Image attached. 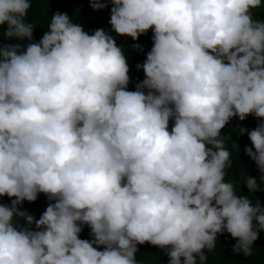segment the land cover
<instances>
[{"label": "clouds", "instance_id": "1", "mask_svg": "<svg viewBox=\"0 0 264 264\" xmlns=\"http://www.w3.org/2000/svg\"><path fill=\"white\" fill-rule=\"evenodd\" d=\"M111 4L116 34L154 33L135 91L125 49L104 29L89 35L55 12L21 51L33 39L32 0H0L3 35L17 41L0 47V196L11 199L0 205V264H143L145 243L167 264H208L204 250L225 231L237 238L233 253L252 257L264 204L226 181L232 140L222 129L264 118V19L252 14L264 0ZM238 132L260 173L242 180L254 195L264 119ZM40 193L54 202L35 219L18 205ZM84 225L93 239L79 238Z\"/></svg>", "mask_w": 264, "mask_h": 264}, {"label": "trees", "instance_id": "2", "mask_svg": "<svg viewBox=\"0 0 264 264\" xmlns=\"http://www.w3.org/2000/svg\"><path fill=\"white\" fill-rule=\"evenodd\" d=\"M101 2L108 5L103 10H94L91 6V0H32V7L29 9L26 16V22L33 23L35 25L33 29V39L29 41L27 38L23 41L24 47L21 51L25 50L28 43H38L45 34L48 23L50 22V15L55 12L66 13L73 23H78L82 26L84 31L89 35L93 34L97 29H104L110 34L117 44L125 49L127 56V62L129 65L130 82L127 86V90L135 91L136 85L144 78V72L142 68L138 69L137 65H142L146 59L147 53L153 46V31L149 29L145 34L139 36L138 40H133L128 36H120L116 34L109 24L111 0H101ZM253 19H264V4L261 8L253 10ZM4 26H0V47L16 43L17 41L9 39L3 35ZM137 45L139 47H137ZM147 91V90H145ZM261 119L254 115H248L244 121H240L238 117H234L230 120L229 124L222 129V134H229L232 141H226V147L232 153L233 166L227 171L225 177L226 181L236 184V191L238 194L248 195L253 199L255 203L256 199H259L261 204H264V186L261 190L250 194L246 184L242 181L244 176L251 175L259 182L260 173L258 167L249 156L244 152L245 146L251 147V141L245 132L240 135L238 129L243 127L247 130H253ZM174 121H169V131L173 126ZM238 144L239 152L236 153L234 142ZM255 151V149H253ZM239 181L240 184H239ZM47 196L43 193L38 194L35 202L24 201L21 205H18L22 210H28L34 215L35 219H39L40 215L45 211L49 203ZM11 199L7 196H0V205H10ZM21 226H27L24 221H21ZM35 230V226H32ZM79 238L91 240L94 237L90 235V228L84 225L82 232L79 234ZM237 243V238L231 237L226 231L223 234H217V242L215 249L208 253L205 249V254L208 255V264H264V231L258 233L257 240L254 241V255L250 258H246L243 254H235L232 251L233 246ZM139 251L137 253V259L142 261L143 264H167L168 256L159 248V246H153L150 243L143 245H137ZM97 250H103V246L97 248ZM183 260V257L181 258ZM197 264L199 259L197 258Z\"/></svg>", "mask_w": 264, "mask_h": 264}]
</instances>
